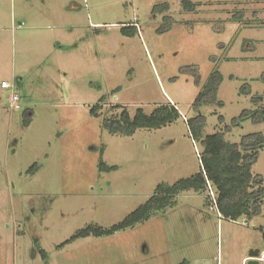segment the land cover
<instances>
[{
  "label": "rangeland",
  "instance_id": "obj_1",
  "mask_svg": "<svg viewBox=\"0 0 264 264\" xmlns=\"http://www.w3.org/2000/svg\"><path fill=\"white\" fill-rule=\"evenodd\" d=\"M182 1L0 0V264H246L250 249L262 255L264 200L257 216L232 221L190 191L133 227L59 247L199 171L202 147L186 119L212 72L222 76L221 104L200 108L201 135L225 125L229 142L264 134L262 123L232 125L264 94V0H189L199 2L190 11ZM103 97L108 114L170 102L181 116L111 134L105 111L90 112ZM252 172L264 183V148Z\"/></svg>",
  "mask_w": 264,
  "mask_h": 264
},
{
  "label": "trees",
  "instance_id": "obj_2",
  "mask_svg": "<svg viewBox=\"0 0 264 264\" xmlns=\"http://www.w3.org/2000/svg\"><path fill=\"white\" fill-rule=\"evenodd\" d=\"M198 4L199 2L189 0L182 1V7L186 11L195 10ZM158 6L163 11L169 9L167 2ZM193 76L194 83L199 86L198 75L194 73ZM221 81L222 76L218 71L210 74L192 104V110L196 115L186 119L193 137L199 140L202 147L199 155V171L169 186L158 185L156 192L144 204L130 212L120 222L108 228L89 224L61 243L59 247L79 238L109 236L119 230L133 227L148 219L154 212L172 205L176 196L181 192L205 193L207 202L211 203L219 215L227 220L236 221L240 217L248 219L260 213L264 200V183L258 174L252 172V166L258 160L259 151L264 148V134L251 132L242 135L238 143L229 142L225 139V132L231 128L225 125L224 131L217 130L204 136L201 135L205 117L199 114V110L204 105L221 104L217 98ZM245 94H250V90H245ZM105 102L106 98H100L91 107L90 112L97 117L101 110L105 111L106 115L102 120V125L111 134L132 135L137 129L159 128L181 116L177 106L170 102L158 106L149 114H146L142 108H138L133 115H130L128 110L119 104L111 107L113 110L121 107L119 112L111 111L108 114L104 108ZM251 102L252 109H243L237 117L232 118L233 126H239L245 120H250L254 124H264V94L251 96ZM219 120L222 122L223 118L220 116ZM259 229L262 230L264 242V230L261 227ZM41 255L45 258L44 250H41Z\"/></svg>",
  "mask_w": 264,
  "mask_h": 264
},
{
  "label": "built area",
  "instance_id": "obj_3",
  "mask_svg": "<svg viewBox=\"0 0 264 264\" xmlns=\"http://www.w3.org/2000/svg\"><path fill=\"white\" fill-rule=\"evenodd\" d=\"M1 86H2V87H5V88H11V89H13L12 92L10 93V95H9V100H10V103H11L12 105H16L17 102H18V100H19V95H18V93L14 90L13 85H12L11 83H8V82L3 81V82L1 83ZM259 259H260V261H264V256H263V254L259 256ZM246 261H247V260H246Z\"/></svg>",
  "mask_w": 264,
  "mask_h": 264
},
{
  "label": "water",
  "instance_id": "obj_4",
  "mask_svg": "<svg viewBox=\"0 0 264 264\" xmlns=\"http://www.w3.org/2000/svg\"><path fill=\"white\" fill-rule=\"evenodd\" d=\"M260 249L256 248V249H250L248 252V257H247V261L246 264H260ZM263 256H264V251H263Z\"/></svg>",
  "mask_w": 264,
  "mask_h": 264
},
{
  "label": "clouds",
  "instance_id": "obj_5",
  "mask_svg": "<svg viewBox=\"0 0 264 264\" xmlns=\"http://www.w3.org/2000/svg\"><path fill=\"white\" fill-rule=\"evenodd\" d=\"M261 255V254H260Z\"/></svg>",
  "mask_w": 264,
  "mask_h": 264
}]
</instances>
